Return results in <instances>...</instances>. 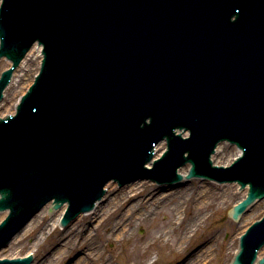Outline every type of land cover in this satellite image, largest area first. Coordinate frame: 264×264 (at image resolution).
I'll return each mask as SVG.
<instances>
[{
  "label": "water",
  "instance_id": "obj_1",
  "mask_svg": "<svg viewBox=\"0 0 264 264\" xmlns=\"http://www.w3.org/2000/svg\"><path fill=\"white\" fill-rule=\"evenodd\" d=\"M0 37L14 66L35 41L44 47L17 114L0 120V210H10L0 247L51 199L67 201L72 218L108 180L173 181L186 160L189 177L249 184L234 217L264 196V0H4ZM40 52L28 50L1 99L14 66L2 73L1 117L32 83ZM182 126L187 140L173 135ZM164 136L169 150L144 168ZM225 139L243 156L212 166ZM165 147L160 141L153 158ZM237 154L221 142L212 163ZM263 244L264 216L241 235L231 264H254Z\"/></svg>",
  "mask_w": 264,
  "mask_h": 264
},
{
  "label": "bare ground",
  "instance_id": "obj_2",
  "mask_svg": "<svg viewBox=\"0 0 264 264\" xmlns=\"http://www.w3.org/2000/svg\"><path fill=\"white\" fill-rule=\"evenodd\" d=\"M11 65V61L5 58L0 59V72ZM106 191L112 193V196L108 198L106 203H102V200L96 205V207L89 213L79 215L74 221L62 230L70 229L74 231L69 240L66 243H62V246L58 247L54 252L44 257L40 264H58L64 258L68 257L70 253L74 250L80 249L81 256L74 264H88L93 263L97 260H104V253L99 244L93 241L92 230L85 228L83 225L76 228L80 224L83 218L89 216V225L91 229H97L99 226L108 222L112 216L117 215V211L122 208L120 213L117 215V219H113L112 224L105 228L107 234H114L117 237H128L133 235L135 229L144 225L146 222H155L158 215L165 210L166 206L170 202H174L175 217L168 216L167 220L163 226L155 224L154 228L156 231L154 235L158 238H166L169 241V237L181 231L180 237L176 239V244L173 247L174 255L180 256L178 260L173 264H203L207 263L212 258V252L215 250V243L206 245L199 250H192L186 255V259H182L184 251L186 252L183 245L186 238L190 236L193 229L200 226V221L204 218L203 212L212 209L219 199L228 200L237 195V185L225 186V189L216 192V186H208L206 183H201L196 189L190 188L189 190L184 188L168 187V189H163L162 185H154L153 183L145 181H134L129 186L116 189V184L108 182L105 186ZM177 187V186H176ZM244 189L241 192V200L245 194ZM105 197V195H104ZM254 208L250 214L245 212L240 216L239 223H245L249 218L253 216V213L258 209ZM50 208L48 204L42 211H39L33 218L25 225V227L16 234L12 240L9 241L7 246L11 243H16L22 241L27 236L31 235L32 232L40 225L41 221L47 215V209ZM65 206L63 205L59 211L51 216L50 222L43 227H41L42 236L47 238L50 234L58 227L59 220L63 214ZM173 210V209H172ZM180 210L182 211L181 213ZM173 215V214H172ZM95 223V226H94ZM212 232V231H211ZM210 232V233H211ZM153 232H151V238H153ZM64 233L59 235V238L63 236ZM150 238V239H151ZM42 238L37 239L40 243ZM37 243V244H38ZM35 243V245H37ZM5 246L2 249L7 248ZM264 250V246L260 250L259 254ZM260 256V255H259ZM184 257V256H183ZM88 261V262H87ZM153 260L148 262L151 264Z\"/></svg>",
  "mask_w": 264,
  "mask_h": 264
},
{
  "label": "rangeland",
  "instance_id": "obj_3",
  "mask_svg": "<svg viewBox=\"0 0 264 264\" xmlns=\"http://www.w3.org/2000/svg\"><path fill=\"white\" fill-rule=\"evenodd\" d=\"M145 181V180H143ZM145 182L153 183L154 185H161L157 182H152L146 180ZM201 183H206L208 186H216V192L225 189V186L234 185L232 184H219L218 182H212L208 180H203L201 178H194L188 181L184 186H170L175 188H184L188 190L190 188L196 189ZM237 195L233 198L224 200L219 199L217 204L210 210L203 212L204 218L200 221V226L196 229L194 228L192 233H190L184 243L186 252L182 255V259H186L187 253L192 250H199L208 244L215 243L214 251L212 252V258L209 262L203 264H229L232 260L237 248H238V238L239 235L249 226L253 221L258 219L264 214V199L257 201L254 205L258 208L251 218H249L245 223H239L238 220H233L230 216V211L232 206L241 198V189L237 188ZM120 190V189H117ZM112 196V193L107 192L105 197L102 199V203H106L108 198ZM174 202H170L166 206L165 210L162 211L160 215L157 216L155 222H146L141 225L133 232V235L128 237H117L114 234H107V225H111L113 219H117V215L120 213L122 208L117 212V215L109 219L108 222L102 223L99 228L91 229L89 225V216L83 218L79 226L83 225L85 228H89V231H93V241L99 244L104 253V260H97L93 263L88 264H148L151 259L152 263L155 264H173L180 256L174 255L173 247L176 244V239L180 237V233L176 232L169 237V241L166 238H158L154 235L156 229L155 224L163 226L165 220L168 216L175 217ZM173 209V210H172ZM254 208L252 206L247 210V214H250ZM43 210V209H42ZM41 210V211H42ZM58 211L50 209L47 210L46 217L41 221L40 225L32 232L31 235L24 238L19 243H11L7 248L2 249L0 252V257H17L23 256L28 252L34 254V261L32 264H40V261L47 255L54 252L58 247L62 246V243H66L71 237L74 231L70 229H65L58 225L55 230L45 238L42 236L41 227L50 222L51 216H54ZM182 211L180 210L179 213ZM173 214V215H172ZM182 214V213H181ZM95 226V223H94ZM212 231V232H211ZM151 232H153V238H151ZM211 232V233H210ZM64 233L61 238L59 235ZM42 238L41 242L38 243L37 239ZM151 238V239H150ZM35 243L37 245H35ZM81 250H74L70 255L64 258L58 264H74L78 258L81 256ZM264 256V250L259 254ZM184 256V257H183Z\"/></svg>",
  "mask_w": 264,
  "mask_h": 264
}]
</instances>
